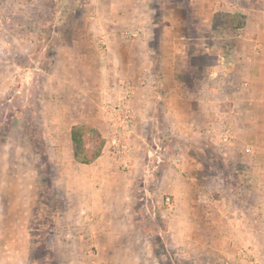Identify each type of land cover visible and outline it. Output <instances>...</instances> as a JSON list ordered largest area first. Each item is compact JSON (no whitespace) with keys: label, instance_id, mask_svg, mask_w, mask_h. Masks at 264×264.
<instances>
[{"label":"rangeland","instance_id":"374dc122","mask_svg":"<svg viewBox=\"0 0 264 264\" xmlns=\"http://www.w3.org/2000/svg\"><path fill=\"white\" fill-rule=\"evenodd\" d=\"M213 2L154 0L149 16L123 21L120 37L103 40L95 31L100 19H80L83 13L100 18L99 5L91 0H0V59H11L15 52L17 65L0 69L3 80L16 76L7 91L0 85V230L5 227L12 240L6 248L0 240V264H264V219L254 211V206L264 205V198L256 195L264 184L251 180L263 166L247 163L243 137L229 147L232 140L225 132L219 137L196 132V123L205 119L194 117L190 102L172 95L188 90L191 80L206 77L204 67L212 58L200 50L208 51L216 38L202 19L211 13ZM216 13L214 24L224 29L242 20L229 11ZM219 34L221 45L234 39L227 32ZM107 45L123 51L100 56L99 48ZM25 48L28 56H20ZM105 63L119 66L112 74ZM143 73L145 77L138 75ZM109 76L119 81L116 96L97 100L95 90ZM55 77L65 82V99L41 106L37 86L48 79L45 92L52 93ZM155 77L167 86L171 99H159L154 122L145 118L139 134L134 109L147 112V105L132 102L134 81L151 85ZM74 85L91 99L73 98ZM163 86L158 83L157 92H164ZM125 89L134 125L124 138L129 149L116 154L112 139L118 127L110 113ZM75 121L101 134V154L108 163L103 165L111 168L107 177L68 161L65 129ZM261 136L257 145L264 147ZM94 146L86 134L84 153L89 155ZM172 153L181 165L165 164ZM172 168L189 179V192L180 176L172 180L175 195L166 192V179L158 175L163 169L175 174ZM124 210L135 226L127 237L119 226ZM186 211H191L189 221L181 223ZM88 212L92 226L82 229V215ZM58 216L63 223L55 230ZM227 216L239 230L227 227ZM71 222L79 227L72 235L63 229ZM98 233L105 235L100 239ZM249 233L250 243L245 239ZM231 240L234 244H227Z\"/></svg>","mask_w":264,"mask_h":264},{"label":"crops","instance_id":"0c3cea01","mask_svg":"<svg viewBox=\"0 0 264 264\" xmlns=\"http://www.w3.org/2000/svg\"><path fill=\"white\" fill-rule=\"evenodd\" d=\"M91 1L99 5L98 8L99 10H101V12L98 13V16L100 18H95L94 16L83 13V15L80 16V19L88 22H97L100 19L99 28H97L95 31L97 32V35L99 37H102L104 40L111 36L120 37V33L122 31L121 23L123 21L136 19L140 20L141 18L139 15L143 16L142 18H146V16H149L150 9L148 8V5H150V3L154 0ZM261 1L262 0H214V2L212 3L213 9L211 10V13L206 20L202 19V22L207 21L209 23V29L212 33H214V39L216 38V43H214V46H212L208 50L209 52L207 51V49L204 51L202 49L200 50L201 53L203 52L207 54V56H211L212 58L210 65L204 67L208 69L206 72V77H204L203 81H200L198 77L191 80L192 85L189 86L188 90H186L185 92H181L180 94L173 93L172 95L177 100L190 102L192 105H194V117L198 116L202 119H205L203 123H196V125L198 126V130L196 132L209 135L215 134V137H219V135L221 134H223L224 136L225 132L229 134V137H231L232 140L230 141L231 145H228L229 147L236 144L235 140L237 138L243 137L244 146L242 147V149L244 151L248 150L247 158L250 156L249 162L247 163L257 166H263L261 167V173L257 175V177L252 176L251 180L254 179L256 182H259V184H264V147H259V145H257L258 142L256 141L258 134L260 135V138L262 137L261 135L264 134V8H262ZM128 5L131 8L130 10L126 7ZM139 8L144 9L143 12L138 11ZM217 11H229L233 16L234 14H236V17L242 19L240 25L231 24L229 25V29H224L220 26L215 25L214 18L217 15ZM137 12H140V14H138ZM2 26L3 19L2 16H0V32H2ZM220 32H223V34H225L226 32L229 33V35L231 36L230 38H232L233 36L235 40L233 39L229 41L230 43L228 44V46L223 42L221 45L217 42V40L221 38V35L219 34ZM106 47L107 48H102L101 50L99 48L100 56H106L108 52L123 51V48H109L110 46L108 45ZM141 49L140 51L143 52ZM27 53L28 49L26 48L25 50H20L19 52L20 56H28ZM13 55L14 56L11 59H0V69L16 68L17 65H15L14 59V57L16 56L15 52H13ZM163 60L165 61L166 59L163 58ZM164 61L163 64L165 65ZM117 65L119 66L118 63H114L113 65L105 63L104 69H106L108 72L111 71V73L113 74L115 73L114 70H116V67H118ZM137 69L140 68L138 67ZM138 75L145 77L144 73L143 75ZM2 78L3 77L0 76V85H3V88L5 89V91H7L13 85V81H15L16 76L13 75L11 78H8L9 80L7 81L6 79H4V81ZM55 78L57 79L56 82H54V88L57 87V89L52 93L45 92L48 79L40 82V84L37 86L39 88L37 99L41 106L45 101L50 100L53 103L60 104V102L65 99V96H63L61 90V88L65 86V82L58 77ZM158 80L159 78L155 77V80L151 85L148 84V80L144 81V83L147 84L143 86H137L139 81L141 80L137 79L136 81H134L135 86L131 93V95L133 96L132 102L142 101L147 105V112H145V110L139 111L133 108L138 117L135 129L139 134V126L141 125L142 121L145 120V118H148V121L150 123L154 122V108H156V103L159 101V99H162L164 101H169L171 99L168 94L169 89L167 88V86H163L161 81ZM118 83L119 81L116 82V79H114L113 76H109L107 78V81H104L103 84L101 83L102 85H104L103 88L102 85L100 87L98 86V90L95 87L94 89H96L95 91L98 94L97 100L104 101L109 97H115V87ZM158 83L163 86L164 92H157V90H159ZM72 87L73 92H71V96H73V98L75 97L76 100L80 98H83L84 100L91 99L89 96H87L88 93L87 91H84V89L79 88V86L77 85H74ZM163 115L167 116L171 115V113L164 112ZM76 123L78 122L75 121L70 123L65 129V139L69 148L68 161L73 165L92 170L96 175L102 174L103 176L107 177L108 170H110L111 168L104 167V163L108 164L105 161L104 154H101L90 164L78 163L73 159L71 146L72 144L70 139V127L71 125ZM252 136L253 138L251 139ZM249 139L250 143H248ZM177 162H179L180 164ZM165 164H168L169 166L178 164L181 165L182 162L179 161L178 157L174 153H172L171 157L165 160ZM113 166H116V164L114 163ZM168 170L171 171L170 169ZM172 170L175 174H172L171 172H169V174L165 173L166 169H163V173L160 172V174L158 175V178L160 180L166 179L165 182L168 184L166 192L175 195V187L172 184V180L177 181L179 179V177L177 176H180L181 179L179 181L183 186L186 187H183L185 189V192H189V187H191L188 182L189 179L182 175H176L175 168H172ZM156 189L158 188L156 187ZM154 193L155 197L159 198L158 193ZM256 195H259L260 198H264V189H259V193ZM84 211L85 210H81V212ZM254 211L261 214V217L264 219L263 204H260L259 207L254 206ZM65 212L68 211L66 210ZM190 212L191 211H186L184 213H181V223H188L191 215L189 214ZM217 212L221 213L222 216H224L221 210L218 209ZM124 213L125 219L123 220V222H119V226L121 229L127 230V233L125 234L127 237L129 234L132 235L131 232L135 226L129 216L126 217V210H124ZM82 216L84 217L82 229H85L86 226L91 227V216L89 212L87 214L85 213ZM173 217V220L176 219L174 215ZM225 222L228 228L231 227V229H240L238 227L239 224L235 223L234 218L230 219V217L228 218L227 216ZM62 223L63 221H61L60 216H58L55 218L52 228L56 230L59 228V224ZM75 223H66L63 229H66L67 233L71 234L69 233L72 232L71 230L79 229V227L75 225ZM106 227L107 226L105 225L104 228ZM3 230H5V227L3 228ZM3 230H0V240H2L1 243L6 248V246H9V244L11 245L12 240L11 238H8V236L6 237V230ZM98 234V237L100 239L105 235L101 233ZM88 235L90 239L92 237V234L88 233ZM245 239L250 243L252 241V234L249 233ZM227 244H234V242L231 240ZM254 261H257V259ZM244 264H246L245 261Z\"/></svg>","mask_w":264,"mask_h":264},{"label":"built area","instance_id":"2783aa9c","mask_svg":"<svg viewBox=\"0 0 264 264\" xmlns=\"http://www.w3.org/2000/svg\"><path fill=\"white\" fill-rule=\"evenodd\" d=\"M136 34V31L131 32L130 36H135ZM124 93L125 95L111 107L112 112L110 113V121H112L114 127H118L117 130L113 132L115 136L112 139L116 154H124L125 150L129 149L124 138L126 134L131 133V129L134 125L133 114L126 104L128 90L125 89Z\"/></svg>","mask_w":264,"mask_h":264},{"label":"trees","instance_id":"16d2710c","mask_svg":"<svg viewBox=\"0 0 264 264\" xmlns=\"http://www.w3.org/2000/svg\"><path fill=\"white\" fill-rule=\"evenodd\" d=\"M234 14L233 17H235ZM240 23H238L239 25ZM86 134L90 135L95 142L94 149L89 155L84 153V137ZM70 139L72 144L73 159L82 164H90L101 154V149L104 144V140L101 134L94 127L87 124H73L70 127Z\"/></svg>","mask_w":264,"mask_h":264}]
</instances>
